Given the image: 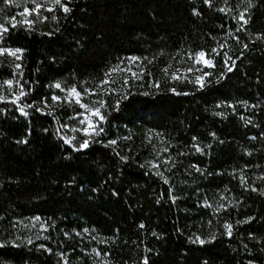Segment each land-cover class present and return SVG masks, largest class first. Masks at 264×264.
<instances>
[{
    "label": "trees",
    "instance_id": "1",
    "mask_svg": "<svg viewBox=\"0 0 264 264\" xmlns=\"http://www.w3.org/2000/svg\"><path fill=\"white\" fill-rule=\"evenodd\" d=\"M62 3L0 37L23 50L0 55V84L27 93H0V264H264V0ZM199 51L203 88L170 76ZM131 57L138 75L102 95L104 132L75 151L54 81L92 89Z\"/></svg>",
    "mask_w": 264,
    "mask_h": 264
},
{
    "label": "rangeland",
    "instance_id": "2",
    "mask_svg": "<svg viewBox=\"0 0 264 264\" xmlns=\"http://www.w3.org/2000/svg\"><path fill=\"white\" fill-rule=\"evenodd\" d=\"M36 3H40L42 5L38 13L31 11V9L35 7ZM57 6L59 5H56L54 3V0H0V25H2L4 28L6 24L29 26L31 24L24 23L25 20L33 22L34 19H44L48 17V15H50ZM25 8H28L30 12L28 14L22 15V13H24ZM49 8H51L52 11H48L47 9ZM2 32L3 30L2 28H0V37L2 35ZM0 47L13 49V50L15 49V48H10V47H4L3 45H1V43H0ZM190 55L192 54L187 53L186 54L187 58L185 60L175 63V65L170 70V76L173 77V73H175L177 76L180 77V79L192 81L194 84L198 85L197 83L194 82L195 78L201 75L202 72L206 73L205 69L207 67H205L203 64H195L193 59H189ZM1 56H5L8 59V61H10V63H16L18 60L7 54L1 55ZM206 58L210 59L208 56H206ZM119 67L121 69H128L130 67L131 71L113 72L108 79L114 80L115 83L104 85V89H106L107 91H108V88H113L115 85L125 84L124 83L125 80H127V83H128V81L131 78H136V76H133L132 73H138L141 65L138 59L135 61H131L130 58H126L121 63H119ZM190 67L193 68L192 72L188 71ZM195 69H202V72L196 71ZM56 83H60L62 88L65 89V91L56 89L54 87ZM52 86L55 91L52 97L59 96L61 97V100L57 102H53L52 100L51 105L55 107H59V108L62 107L68 111L67 115L64 117L63 122L61 124V125H64V124L68 125V127L66 128L61 127L64 135L67 137L75 136L77 139H81L82 141L84 139H89L90 137H86L82 131H77V132L71 131L73 127L82 129L83 127L86 126V125L79 124L78 119H69V117L75 116L77 112L84 111L83 109L79 107V105H76L74 103L70 105L64 100L67 89L75 85H73L70 82L59 80V81H54ZM76 87H77V90L81 92L83 91V89L87 88V87H82V86H76ZM88 89H91V88H88ZM104 89H97V86L92 88V90L96 91L97 94L94 96L85 97L83 102L89 103L91 105V101H96V100H101V99L103 100L102 95L105 93ZM0 93L2 96H7L12 99H16L18 95L16 94L15 82L12 81L11 85L5 84L4 82L1 83ZM95 106H98V105H95ZM104 109H101L102 113ZM82 118L83 117H80V119ZM93 119L95 120L96 118L93 117ZM42 225H43L42 221L32 220L29 225V230L30 231L33 230L34 233L40 234Z\"/></svg>",
    "mask_w": 264,
    "mask_h": 264
},
{
    "label": "snow or ice",
    "instance_id": "3",
    "mask_svg": "<svg viewBox=\"0 0 264 264\" xmlns=\"http://www.w3.org/2000/svg\"><path fill=\"white\" fill-rule=\"evenodd\" d=\"M204 2L206 4H209V5L211 4V0H204ZM246 2L248 4V7L250 8L252 6L251 0H246ZM54 3L56 5H60V7L62 8V10L65 13H68V12L71 11V9L69 7H67L64 3H62V0H54ZM41 6L42 5L40 3H36L35 7L33 9H31V11L38 13L39 9L41 8ZM47 10L48 11H52L51 8H49ZM219 10L222 11V12L225 11V9H223V8H221ZM29 12H30V10L28 8H25L24 9V13H22V15L28 14ZM246 12H247V9H245L242 12H240L238 17H233L234 19H237L238 22H241L240 23V27L237 28V31L243 30L244 26L249 23L250 17L246 18ZM24 23L31 24L32 22L25 20ZM13 27H15V25H13ZM0 28H2L3 32H7L8 31V29L4 28L2 25H0ZM237 40H239L238 37H237ZM221 47H223V45H221ZM244 48H247V44H244ZM22 51L23 50L18 49V48L13 50V49L0 47V55L7 54V55H10V56H12V57H14L16 59H20L21 58V56L18 55V53H22ZM212 51L216 52V49H213ZM217 54H219V53H217ZM206 55L207 54L204 51H199V52H196V53L190 55L189 59H193L195 64H203L205 67H214L215 65H214L213 61L211 59H207ZM224 55L226 57V61L227 60H231V57H229L227 55V53H225ZM137 59H138L137 57H131L130 58L131 61H135ZM234 63L235 62L233 61V66H234ZM20 67H21V65H19V64L16 65L17 69H19ZM195 70L202 72V69H195ZM117 71H131V68L129 67L128 69H121L119 67V65H117L116 67L112 68L110 70V72L105 74L106 79L102 80L100 82V84L97 85V89H104V85L109 84V83H115L114 80H109V79H107V77H110L113 72H117ZM164 71L167 72V69H165ZM188 71L192 72L193 68L190 67L188 69ZM228 71H232V67H229ZM132 75L133 76H137L138 74L137 73H132ZM208 75H211V74L202 72L201 75H199V76H197L195 78L194 82L197 83L201 88H203L204 85H205L204 77L208 76ZM173 78L174 79H180V77L177 76L175 73H173ZM4 83L8 84V85H11L12 84V80H6V81H4ZM124 83L127 84V80H125ZM54 87L56 89H60L61 91H65V89L62 88L60 83H56L54 85ZM104 91L106 92L107 90L104 89ZM172 91H175V89H173ZM96 94H97L96 91H94L92 89H88V88L83 89L82 92L78 91L76 86H73V87L67 89L66 96L64 97V100L67 103H69L70 105L73 104V103L76 104V105H79V107L84 110L82 112H77L75 114V116L69 117V119H78L79 124L86 125L82 129L73 127L71 129V131H73V132L82 131L83 134L86 137L100 136L101 133L104 132V129L102 127H100V124L103 123V122H106V116L101 111V109H104L106 107L105 101H103L102 99L101 100H96V101H91V105L89 103H84L83 102L85 97L94 96ZM184 94L186 95L187 93H184ZM25 95H27V93L23 90V88L21 86L20 94L16 97L15 100L12 101V103H16L22 96H25ZM123 98H126V97H122V99ZM3 99H4V97H0V100H3ZM52 100H53V102H57V101L61 100V97L53 96ZM95 105H98V106H95ZM26 107L27 108H31V107H33V105L28 104V105H25L23 107H19V109H18L19 112L22 115H25V116L28 115V113L25 111ZM39 110L40 109H37V111H39ZM220 115H222V114H220ZM80 117H83V118L80 119ZM93 117H95L96 119L94 120ZM61 127L66 128V127H68V125L64 124V125H61ZM57 132H59V129H57ZM61 138L64 140L65 144H68V145L72 146L75 151H80L82 149L88 148L89 145H90V142H91L90 139H84L82 142H79L78 146H77V145L73 144V141L77 139L75 136H72V137L62 136ZM193 139H195V137ZM21 142L26 143L27 141L25 140V141H21ZM108 143L110 145H114V144H116V141L115 140H111ZM105 146H108V145H105ZM163 151L167 152L168 149L165 148V149H163ZM197 151H200V149L197 148ZM121 159H127V158L126 157H121ZM167 162L168 161H165V163H167ZM141 167H143V165H141ZM153 167H157L158 168L159 165H153ZM156 175L163 176V173L158 171L156 173ZM167 182H168L167 179H165V183H167ZM253 190L255 191L256 189H253ZM34 219L36 221H39L41 218L40 217H35ZM141 227H143V225H141ZM224 227L227 230V234L229 236H231L232 235V225L231 224H225ZM44 230H47V229H44ZM84 231L87 232L88 230L85 229ZM213 239H214V237H213ZM27 242L29 244H31L33 241L31 239H28ZM197 242L200 243L201 245H203L204 243L210 242V241H205V240L201 239L199 236H197V237H195L194 240H192V243H197ZM13 245L17 246V247L19 246V245H16L15 242H13ZM4 246H5L4 244H0V247H4ZM41 247H43V245H41ZM97 255H99V253H97ZM144 264H148L147 260L144 261Z\"/></svg>",
    "mask_w": 264,
    "mask_h": 264
}]
</instances>
